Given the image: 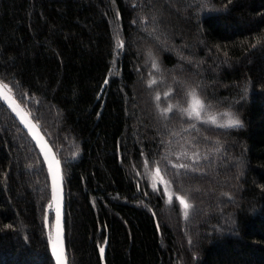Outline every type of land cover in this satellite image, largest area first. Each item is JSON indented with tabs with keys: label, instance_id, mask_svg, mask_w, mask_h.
I'll use <instances>...</instances> for the list:
<instances>
[{
	"label": "trees",
	"instance_id": "trees-1",
	"mask_svg": "<svg viewBox=\"0 0 264 264\" xmlns=\"http://www.w3.org/2000/svg\"><path fill=\"white\" fill-rule=\"evenodd\" d=\"M0 80L60 160L68 264H103L107 239L106 264H264V0H0ZM190 87L241 125L165 120L157 103ZM187 142L199 161L178 156ZM50 204L42 155L0 101V264H55Z\"/></svg>",
	"mask_w": 264,
	"mask_h": 264
},
{
	"label": "snow or ice",
	"instance_id": "snow-or-ice-1",
	"mask_svg": "<svg viewBox=\"0 0 264 264\" xmlns=\"http://www.w3.org/2000/svg\"><path fill=\"white\" fill-rule=\"evenodd\" d=\"M229 2H231V0H229ZM117 47L119 48L123 47L122 40H118ZM152 66L154 68H157V70H159L158 65L155 63V61L153 62ZM151 83L155 84L156 81L153 80ZM149 86H151V84ZM0 88L6 90V94L4 95L3 99L9 102V107H12V110L16 112L17 116L21 118V121L25 124L26 127H28L29 131L33 132L34 129L37 127V125H30L28 123L29 120L28 110H19L20 105L16 104L12 96L9 95L12 93V88H10L8 83H5L3 80H0ZM172 92L173 90L171 89L165 92V98L172 95ZM21 95L24 96L26 94L22 93ZM154 99L155 101L159 102L161 100L160 94L157 93ZM156 106L159 110L160 115L165 120L168 119L170 113H173L175 111L182 116H186L188 119L201 121L203 123H210L219 128L238 127L241 125V121L238 118L233 117L231 113L225 112L220 114L221 117H227L226 121H222L217 115L211 114V108H212L211 103L207 102L195 87H190L184 90L183 102L177 100L175 103L169 102L166 107H160L159 103H157ZM189 127L194 129L196 125L192 124ZM187 130L188 129H185V131ZM34 138L37 139V143L40 144L41 150L44 151L45 153V157L48 158L51 149L47 148V146L42 142V140L39 137L34 136ZM48 163H49V170L52 174V179H53V201L58 203L57 187L59 185V182L62 181L63 179L60 170V160H58L53 154L51 158L48 159ZM173 167H178L180 169H185V170H189L190 168V166L187 164L173 165ZM191 170L195 171L196 169H191ZM156 175L157 177H160V169L158 167L156 168ZM160 179L163 178L160 177ZM165 183L170 184L171 182L169 181ZM153 187L155 188V184L153 185ZM172 199L173 198L170 196L168 202L171 203ZM176 199L179 201V204L183 206L184 217L185 219H187L189 215V210L192 208V204L185 196H179L176 197ZM49 207L51 208L52 205L50 204ZM57 215H59V207H57ZM49 239L52 242V246L54 250L57 248V246L62 244L59 224L57 225V233L55 237L50 235ZM100 252L101 254H103L104 252L103 247L100 248Z\"/></svg>",
	"mask_w": 264,
	"mask_h": 264
},
{
	"label": "water",
	"instance_id": "water-1",
	"mask_svg": "<svg viewBox=\"0 0 264 264\" xmlns=\"http://www.w3.org/2000/svg\"><path fill=\"white\" fill-rule=\"evenodd\" d=\"M5 94H6V90H4L3 88H0V101L14 114V116L17 118L19 123L25 129V131L29 134V136L31 137V139L33 140V142L39 149L42 155V158L44 160V163L47 167L49 178H50V184H51V205H52L51 212L54 215V222H53L52 232H51L48 221L46 222V230L49 236L51 235L55 237L57 233V225L59 224L60 236H61V241H62V244L57 246L55 250L53 249L52 242L50 241V252H51V255H52V258L55 264H68V254H67V244H66V189H65V179H64V174H63L61 163H60V170H61V175L63 179L62 181L59 182V185L57 187V195H58V203H57L53 201V179H52V174L49 170L48 159H50L53 154L55 155L57 159H58V156L55 150L53 149L52 145L50 144V142L48 141V139L42 132L41 128L37 125V123L33 120V118L30 115H29L28 123L30 125H37V127L34 129L33 132L29 131L28 127H26L25 124L21 121V118L17 116L16 112L12 110V107H9V102L3 99ZM9 95L12 96L16 104L20 105L19 110H25L23 106L16 100V98L12 94H9ZM34 136L39 137L42 140V142L47 146V148L51 149V152L49 153L48 158L45 157L44 151L41 150V146L39 143H37V139H35ZM57 207H59V215H57ZM48 215H47V218H48ZM107 243H108V239L106 240V243L103 247L104 252L103 254H101L103 264H106L105 252H106Z\"/></svg>",
	"mask_w": 264,
	"mask_h": 264
},
{
	"label": "rangeland",
	"instance_id": "rangeland-1",
	"mask_svg": "<svg viewBox=\"0 0 264 264\" xmlns=\"http://www.w3.org/2000/svg\"><path fill=\"white\" fill-rule=\"evenodd\" d=\"M116 39L118 41V34H117ZM155 123H156V125L164 126V124H162L161 120H157ZM182 148H184V149L178 153V156H183L184 160H186V161L197 162L203 156L200 153L201 152L200 148L195 147L194 145H192L188 142L185 143ZM194 149H196V151ZM60 152L62 154V163H65V162L76 160L80 154V149H79L78 145L74 142L70 143V144L66 143L60 147ZM157 167L160 169V177H162L163 179H160V177H157V175H156V168ZM190 169H191V167L189 168V170ZM185 171H188V170H185ZM148 174H149V177L151 178V180L155 181L157 184H161L162 185L161 187L163 188V190H167L172 195L173 190L171 189L169 184L165 183L167 181L164 178V175L162 173L161 165H158V164L154 165L152 168H150V170L148 171ZM211 194H212L211 190H209V192H206V195H208V196ZM47 209H48L47 211H49L51 208L48 206ZM45 219H46V222L47 221L49 222L50 229L52 232L54 215H52V218H50V215H48V218L46 216ZM168 219H169V221H173V223L175 224L176 220H175L174 216H170V218L168 217Z\"/></svg>",
	"mask_w": 264,
	"mask_h": 264
}]
</instances>
